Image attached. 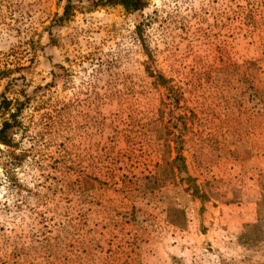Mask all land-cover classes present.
Masks as SVG:
<instances>
[{
  "label": "rangeland",
  "instance_id": "1",
  "mask_svg": "<svg viewBox=\"0 0 264 264\" xmlns=\"http://www.w3.org/2000/svg\"><path fill=\"white\" fill-rule=\"evenodd\" d=\"M94 1L0 0V264H264V0Z\"/></svg>",
  "mask_w": 264,
  "mask_h": 264
},
{
  "label": "trees",
  "instance_id": "2",
  "mask_svg": "<svg viewBox=\"0 0 264 264\" xmlns=\"http://www.w3.org/2000/svg\"><path fill=\"white\" fill-rule=\"evenodd\" d=\"M93 5H119L122 9L126 12H132L141 10L146 6V0H95ZM70 4L67 2L62 9L61 15H59L56 20L57 22L61 23L66 20L69 16ZM155 81L157 85L163 86L167 91L168 96V105L172 107L178 108V110L183 109V107L178 105L179 100L181 99V91H177L174 89L168 82V79H165L160 73L155 74ZM7 105V102H4V106ZM22 105L21 102L17 103V109L14 112L9 113V117L2 121L0 124V144L4 145L5 147H14L16 146V142H14L13 135L17 132L18 121L16 119L17 111L20 109ZM186 117V114L184 113ZM177 127L176 124L173 125ZM178 135L176 134L173 136L172 139H168V141H173L175 145L179 142ZM8 151V150H7ZM11 153V152H10ZM14 158V157H13ZM9 164H14L9 161ZM165 165H171L176 171L181 174V178L186 183L187 187L191 189L192 195L195 197L203 196L202 191L199 190L198 186L194 183H190L191 179L188 175H184L185 173V165L182 159V156L176 150V153L172 159L165 160Z\"/></svg>",
  "mask_w": 264,
  "mask_h": 264
}]
</instances>
